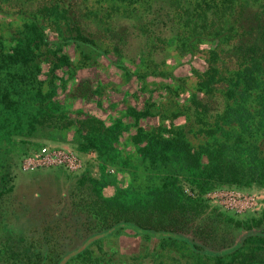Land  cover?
Masks as SVG:
<instances>
[{
	"label": "trees",
	"instance_id": "obj_1",
	"mask_svg": "<svg viewBox=\"0 0 264 264\" xmlns=\"http://www.w3.org/2000/svg\"><path fill=\"white\" fill-rule=\"evenodd\" d=\"M88 1L0 0V143L11 145L16 136L50 137L55 130L73 129L79 139L77 155L93 152L97 159L95 171L91 163L80 171L78 186L85 185L87 193H77L66 216L94 226L79 229L83 239L70 251L77 258L65 262L58 256L44 264H139L138 253L127 259L118 256L115 262L90 248L92 240L118 226L159 238L167 252L170 243L186 244L197 255V264H264V209L240 222L246 231L237 241L216 248L208 241L207 226L198 225V232L189 225L197 217L196 208L208 205L206 193L264 187V0H96L103 3L102 14L88 9ZM122 16L137 27L133 33L142 39V49L133 58L124 53L129 22L116 30ZM50 29L54 40L48 37ZM102 40L113 42L108 52L124 74H132L128 65L136 58V67L150 70L140 77H171L172 84L158 85L166 91L164 96L184 80L175 81L173 72L164 69L161 54L173 44L180 55L193 54L194 46L208 42L202 50L206 66L192 71L196 80L185 105L187 121L174 123L185 106L163 108L150 95L140 108L127 105L109 122L80 110L72 119L56 97L58 85L53 80L54 71L71 66L61 47L70 43L87 54H104ZM80 87V95H96L92 86ZM156 116L157 122L146 126V119ZM130 129L135 132L128 133ZM129 143L133 152L123 157L120 149ZM26 150L22 153L32 151ZM8 161L0 157V170ZM121 165L130 175L129 183L112 196H103L107 167L120 170ZM5 174L6 180L5 175L0 177V200L12 189L13 176L7 170ZM197 232L205 233L200 237ZM99 250L105 252L100 246ZM118 253L117 249L110 255ZM150 255L156 257L154 252Z\"/></svg>",
	"mask_w": 264,
	"mask_h": 264
},
{
	"label": "rangeland",
	"instance_id": "obj_2",
	"mask_svg": "<svg viewBox=\"0 0 264 264\" xmlns=\"http://www.w3.org/2000/svg\"><path fill=\"white\" fill-rule=\"evenodd\" d=\"M102 5L103 3L100 4L96 0H89L87 3L88 9L96 10L100 14L103 13ZM94 21L96 24L95 18ZM126 22H129L130 32L127 39L128 46H124V53L127 57L133 58L142 46V39L135 35L137 27L135 28L130 20L123 16L117 19L116 23L119 27L116 30L122 29ZM47 34L52 40L56 38L55 32L51 29L47 31ZM107 41L102 40L100 44L104 54L94 52L87 54L86 49L80 50L70 43L61 47V52L69 55L71 66L62 68L61 71H54L56 78L53 80L58 85L56 97L64 103L65 109L71 111L69 116L72 119L79 116L76 111L80 110L109 122L112 116H116V112L123 110L127 105L140 108L149 95L158 104H163L161 105L163 108L180 110L179 107L188 105L189 93L193 91L196 80L192 71L201 70L206 66L203 51L209 46L208 42L194 46L193 54L180 55L177 45L174 44L161 54L160 57H165L164 69L173 72L175 81L178 78L184 80L183 85L181 81H177L180 87L172 92L168 90V95L164 96L166 91L164 92L158 85L160 82L172 84L171 77L161 78L154 75L140 77L139 74L143 71L146 70V74L150 70L147 66L136 67L135 63L138 62L136 58L128 65L132 74H124L117 67V63L115 64L117 62L115 55L108 52L113 42L108 44ZM121 64L126 62L121 61ZM139 67L143 69L140 70ZM49 72L52 71L49 70ZM65 78L69 79L65 80ZM154 82L157 83L156 87L153 85ZM81 83L92 86L91 88L96 90V95L90 98L87 95H80L78 89L82 88ZM72 96L76 97L73 100L68 99ZM153 108V112H156ZM185 108L186 106L183 109ZM188 116L190 115L185 110L180 112L173 122L185 123ZM157 117L147 118L146 126L157 122ZM127 132L135 131L130 129ZM19 139L27 143H18ZM78 140L73 129H58L53 131L50 137L16 136L15 142L11 145H6L3 141L0 143V157L4 161L9 160L0 170V177L5 175L3 179H7L6 170L13 176L12 189L6 191L0 200V264H44L46 260L56 259L58 256L64 258L65 262L71 260L70 257L77 258L74 255L71 256L70 251L77 248L83 239L79 229L83 227L86 229L90 223L88 220L75 217L69 221L66 216L69 215L67 213L71 211L72 204L78 198L77 193H87V189L83 188L85 185L78 186L81 170L70 172L61 167H45L36 171H23L19 161L22 156L42 146L67 147L76 152L75 148L79 146ZM3 147L7 149L3 151ZM25 149L32 151L24 154L22 152ZM133 149L132 144L129 143L124 144L120 150L124 157L125 154L133 152ZM88 153L81 158L85 166L91 163L89 166L93 165L92 170L95 171L96 154L89 157ZM85 161H87L86 164ZM120 168L122 169L107 167L109 175L107 184L102 190L103 196L110 197L118 188H123L129 183V173L123 170V165ZM79 188L81 189L78 190ZM204 197L208 205L196 208L197 217L189 225L195 230H198V225L207 226L211 232L208 241L215 248L219 244L237 241L240 234L246 231L240 222L249 217L259 216L264 209V187H251L248 190L217 188L206 193ZM93 226L94 224L91 227ZM198 232L197 236L200 237L205 233L199 235ZM89 246L96 255L105 258L111 256L115 262L118 261V256L127 259L129 255L138 253L139 264H153L159 260H162L163 264H179V260L188 264H197L194 260L197 255L191 252L188 245L180 242L170 243L168 245L170 250L167 252L161 248L159 238L146 237L126 226H118L109 235L105 234L92 240ZM99 246L105 252H100ZM117 249L119 251L117 255H110L111 251ZM153 252L156 257L152 258L150 254Z\"/></svg>",
	"mask_w": 264,
	"mask_h": 264
},
{
	"label": "built area",
	"instance_id": "obj_3",
	"mask_svg": "<svg viewBox=\"0 0 264 264\" xmlns=\"http://www.w3.org/2000/svg\"><path fill=\"white\" fill-rule=\"evenodd\" d=\"M95 153L89 152L93 157ZM19 166L23 171H36L45 167H61L70 172H78L84 167L83 159L67 147L42 146L38 150L21 157Z\"/></svg>",
	"mask_w": 264,
	"mask_h": 264
}]
</instances>
